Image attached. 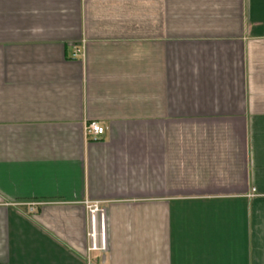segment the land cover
Listing matches in <instances>:
<instances>
[{
	"label": "crops",
	"instance_id": "0c3cea01",
	"mask_svg": "<svg viewBox=\"0 0 264 264\" xmlns=\"http://www.w3.org/2000/svg\"><path fill=\"white\" fill-rule=\"evenodd\" d=\"M0 264H264V0H0Z\"/></svg>",
	"mask_w": 264,
	"mask_h": 264
},
{
	"label": "built area",
	"instance_id": "2783aa9c",
	"mask_svg": "<svg viewBox=\"0 0 264 264\" xmlns=\"http://www.w3.org/2000/svg\"><path fill=\"white\" fill-rule=\"evenodd\" d=\"M83 55L82 49L75 47L73 58H78ZM104 128L97 123H91L87 127V134L95 137L104 134ZM89 209V251H106V242L104 236V210L99 207L97 203L88 204Z\"/></svg>",
	"mask_w": 264,
	"mask_h": 264
},
{
	"label": "rangeland",
	"instance_id": "374dc122",
	"mask_svg": "<svg viewBox=\"0 0 264 264\" xmlns=\"http://www.w3.org/2000/svg\"><path fill=\"white\" fill-rule=\"evenodd\" d=\"M98 252H99L100 254H102V255L105 253V252H103V251H98Z\"/></svg>",
	"mask_w": 264,
	"mask_h": 264
}]
</instances>
